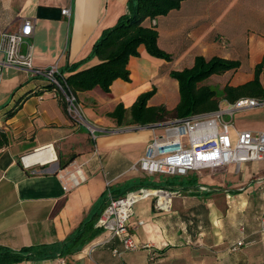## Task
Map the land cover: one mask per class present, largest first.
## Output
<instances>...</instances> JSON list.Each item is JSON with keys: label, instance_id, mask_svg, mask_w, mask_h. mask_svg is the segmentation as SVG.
<instances>
[{"label": "crops", "instance_id": "obj_1", "mask_svg": "<svg viewBox=\"0 0 264 264\" xmlns=\"http://www.w3.org/2000/svg\"><path fill=\"white\" fill-rule=\"evenodd\" d=\"M129 1L0 0V33L14 32L24 20H31L27 43L33 66L47 69L56 64L64 72L80 63L77 72L99 63L97 58L88 60L92 47L104 30L128 13ZM63 9L69 16L62 15ZM147 24L157 31L158 47L171 60L151 57L139 46L138 57L128 61L129 82L115 80L108 93L95 87L76 94L82 124L70 117L63 95L56 94L43 77L3 70L0 129L7 143L0 148V247L19 251L61 242L104 195L108 201L109 196L155 185L173 194L171 209L158 212L151 198L134 205L129 234L138 250L114 256L113 250L121 251L118 238L93 248L104 239L100 232L82 250L64 258L66 264H264V235L258 233L264 215V162L246 164L240 172L231 165L190 173L188 177L197 179L198 192L186 195L137 168L167 121L141 127L127 119L118 125L108 115L118 104L128 110L152 90L147 106L171 111L179 92L169 73L190 68L198 56L240 63L237 70L222 74L228 78L224 85L252 80L264 55V0H184L178 9ZM14 107H18L15 114L5 119ZM261 116V128L237 131L264 132V110ZM88 126L96 130L94 140ZM70 159L85 164L86 182L64 192L57 173ZM65 168L72 170V165ZM191 206L196 209L189 215ZM180 216L188 218L176 223ZM241 239L247 246L230 252Z\"/></svg>", "mask_w": 264, "mask_h": 264}, {"label": "trees", "instance_id": "obj_2", "mask_svg": "<svg viewBox=\"0 0 264 264\" xmlns=\"http://www.w3.org/2000/svg\"><path fill=\"white\" fill-rule=\"evenodd\" d=\"M183 1L130 0L127 6L128 13L120 17L113 27L104 30L92 47L88 60L97 58L99 63L77 72L75 71L80 63L75 64L69 70L64 71L69 73L68 76H63L64 72L59 71L58 81L60 85L75 97L77 93L90 91L95 87H99L104 93H108L115 80L130 81L127 69L128 61L131 57H138V47L141 45L151 57L170 61V55L158 47L157 31L154 27L148 26L147 23L178 9ZM239 67L238 61L218 57L206 60L198 56L190 68L169 73L170 78L176 80L179 92V101L171 111H167L161 106H147V101L154 94V90H152L140 95L128 110L124 109L122 104H118L108 115L118 125L128 119V123L131 125L145 127L169 120H182L215 113L219 110V104L222 101L229 104L244 98L264 101V55L254 67L252 80L242 85L230 86L226 84L216 92L204 84L211 76L235 71ZM50 86L53 88L52 85ZM17 108L14 107L9 110L4 116L5 119L12 117ZM6 143L7 137L0 129V148ZM72 160L70 159L64 165H60V169H64ZM188 175L185 177H168L166 185L180 188V191L186 192V195H196L198 192L197 179L188 177ZM145 187L161 189L155 185H146ZM106 201L104 195L100 201L94 204L80 226L61 242L30 246L19 251L0 247V264L64 259L82 250L101 232L95 228V224L106 206ZM263 217L264 215L260 217V220Z\"/></svg>", "mask_w": 264, "mask_h": 264}, {"label": "built area", "instance_id": "obj_3", "mask_svg": "<svg viewBox=\"0 0 264 264\" xmlns=\"http://www.w3.org/2000/svg\"><path fill=\"white\" fill-rule=\"evenodd\" d=\"M62 15L69 16V10L63 9ZM32 29V21L24 20L16 31L0 33V80L6 68L43 77L53 86L56 94L63 95L70 117L82 124L76 97L60 85L58 81L60 73L56 64L47 69L33 66L31 46L27 43V39L32 35ZM257 107H264V101L245 98L233 104L222 101L215 113L167 121L162 136H154L147 146L143 157L137 163L138 170L149 177L155 175L185 177L191 172L198 173L231 165L240 172L246 164L264 162V132L237 131L231 122L224 120L225 116L232 118L235 111ZM87 129L94 140L96 130L90 126ZM93 154L98 156L96 150ZM70 164L72 170L65 168L57 173L64 192H69L86 182L83 170L85 164L75 162ZM160 194L167 195L171 201L173 195L171 192L146 187L128 191L119 197L109 196L107 205L95 224V228L103 232L104 239L92 247L118 238L121 251L113 250L114 256L138 250L140 246L136 245L129 234L133 207L139 201L151 198L158 212L167 213L171 209V203L169 206L166 202L161 203ZM258 233L264 235V217L259 222ZM245 246L247 243L241 239L233 243L229 251L233 253ZM56 264H66V261L58 259Z\"/></svg>", "mask_w": 264, "mask_h": 264}, {"label": "rangeland", "instance_id": "obj_4", "mask_svg": "<svg viewBox=\"0 0 264 264\" xmlns=\"http://www.w3.org/2000/svg\"><path fill=\"white\" fill-rule=\"evenodd\" d=\"M255 3H258L255 1ZM227 77L223 76V75H214L211 76L209 79H207L204 84H207L212 90L218 92L222 86L226 83L227 81ZM262 110H264V107H257L254 109H246V110H238L235 111L232 115V118H230L229 116H225L224 120L227 122H231L232 125L234 127H236V130H241L242 128L246 127V128H250L252 130L255 129H259L262 125V116H261V112ZM207 170H203L200 171V173H207ZM196 174L197 172H191ZM199 173V172H198ZM154 177L159 178L160 180H167L168 177L166 176H161V175H155ZM155 204V202H154ZM196 208L194 206H191L188 214L191 215L194 213V210ZM180 222L179 220L176 221V223H183L182 222V218H188L185 216H180ZM193 218V217H191Z\"/></svg>", "mask_w": 264, "mask_h": 264}, {"label": "bare ground", "instance_id": "obj_5", "mask_svg": "<svg viewBox=\"0 0 264 264\" xmlns=\"http://www.w3.org/2000/svg\"><path fill=\"white\" fill-rule=\"evenodd\" d=\"M160 196V202L161 203H164V202H166V204H170V199L167 197V195H165V194H160L159 195ZM144 200V199H143ZM168 200H169V203H168Z\"/></svg>", "mask_w": 264, "mask_h": 264}]
</instances>
